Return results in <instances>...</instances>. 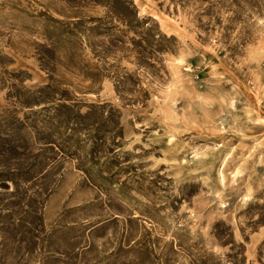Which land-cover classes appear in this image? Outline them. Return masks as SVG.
Wrapping results in <instances>:
<instances>
[{"label":"rangeland","instance_id":"374dc122","mask_svg":"<svg viewBox=\"0 0 264 264\" xmlns=\"http://www.w3.org/2000/svg\"><path fill=\"white\" fill-rule=\"evenodd\" d=\"M0 264H264V0H0Z\"/></svg>","mask_w":264,"mask_h":264}]
</instances>
